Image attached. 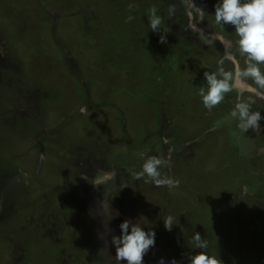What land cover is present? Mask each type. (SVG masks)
I'll return each instance as SVG.
<instances>
[{
	"label": "rangeland",
	"instance_id": "374dc122",
	"mask_svg": "<svg viewBox=\"0 0 264 264\" xmlns=\"http://www.w3.org/2000/svg\"><path fill=\"white\" fill-rule=\"evenodd\" d=\"M130 3L137 6L133 12L128 9ZM216 3L218 0H187L186 4L181 0H0V171L10 172L13 184L8 178L3 182L16 193L0 194V214L4 216L0 226L10 231L17 214L27 212L26 217L40 220L47 215L41 210H54L58 234L54 229L52 233L41 230L44 239L54 240L57 234L67 241L85 224L91 237L78 238V259H92L84 264H111L96 260L115 255V246L98 235L107 234L102 226L105 216L93 219L91 198H81L90 188L99 201L100 214L117 213L122 200L125 220L155 232V245L144 261L185 257V249L193 245L195 253L201 251L191 239L199 232L208 241L205 251L218 254L223 264H246L239 261L241 256L250 264H264V150H260L264 149V120L260 132H255L261 139L258 143L247 140L244 132L241 139L245 141H241L230 118H224L228 125L223 128L212 125L234 108L237 91L211 111L198 94V88L206 84L204 72L215 71L217 62L232 69L226 58L229 53L244 66V58L236 50L234 27L214 22ZM152 5L164 20V44L158 42L164 33L148 27ZM170 5L176 7L173 16H169ZM194 5L206 13L202 21H192L195 30L189 26ZM129 15L135 17L131 22L126 20ZM70 63L76 75L65 70ZM28 90L39 92V100L21 99L20 94L27 96ZM253 95L244 91L240 99L254 101L252 110L262 111L264 116V99ZM82 104L86 109L82 110ZM175 139L197 140L192 150L174 151L168 158L172 160L171 178L179 185L156 187L145 198V182L138 186L135 174L142 170L146 156L164 158L171 153L167 145ZM92 140L103 149L96 158L115 164L110 167L114 177L106 185L101 183V191L89 178L82 182L85 187L72 184L71 163L87 157L84 147ZM100 166L109 167L105 161ZM121 168L124 170L117 172ZM160 172L167 176L164 165ZM73 196L78 197L75 203L67 200ZM167 215L178 219L171 231L163 225ZM26 225L25 230L32 228L31 222ZM39 231H29L28 237ZM182 239L187 241L184 247L179 245ZM38 258L52 261L47 253Z\"/></svg>",
	"mask_w": 264,
	"mask_h": 264
},
{
	"label": "clouds",
	"instance_id": "9594fccd",
	"mask_svg": "<svg viewBox=\"0 0 264 264\" xmlns=\"http://www.w3.org/2000/svg\"><path fill=\"white\" fill-rule=\"evenodd\" d=\"M181 3L186 4L187 0H181ZM136 7L132 3L128 5L130 12H133ZM194 7L195 16L193 13H189V26L195 30L196 25L192 21L197 18L202 21L206 13L200 7L196 5ZM158 11L156 5H152L148 10V27L155 33L163 32L161 31V25L164 20L162 15L158 14ZM175 12V5H170L169 16H173ZM212 16L215 24L221 26L232 25L234 27L235 34L238 37L236 50L239 56L244 58V66L241 67L236 56L229 53L226 58L232 63V69L227 70L223 66V61H221L215 71H205L203 75L206 84L198 88V94L204 107L211 111L223 102L227 94L237 91L238 102L230 111V120L237 121L238 128L244 133L249 129L260 132V121L264 120V116H261L260 111L252 110L254 101L251 99L241 100L240 94L248 91L256 97L264 99V71L261 70V65H264V0H218V3L214 5ZM134 18L133 15H129L126 20L131 22ZM163 33L158 41L161 44L167 42V33ZM249 80L252 81L251 84L248 83ZM165 164L166 161L163 157L146 156L142 164V170L135 174V178L141 180L147 177L156 187H177L179 185L178 180L167 176L162 177L160 168ZM123 170V168L120 169V171ZM83 178L87 180L86 176ZM104 203L110 209L106 201L101 202L102 205ZM177 222V217L167 215L163 220V225L167 231H171L173 225ZM119 229L120 235L111 237V243L115 246V261H125L126 264H144V256L155 245V232L151 229L145 231L140 224L127 219L120 223ZM191 239L195 247L201 249V251L190 255L188 264H223L218 254H208L205 251L208 248V241L199 232H195ZM173 264H175V261H173Z\"/></svg>",
	"mask_w": 264,
	"mask_h": 264
},
{
	"label": "flooded vegetation",
	"instance_id": "af4514ba",
	"mask_svg": "<svg viewBox=\"0 0 264 264\" xmlns=\"http://www.w3.org/2000/svg\"><path fill=\"white\" fill-rule=\"evenodd\" d=\"M202 6H204V5L202 4ZM217 60H221V58H218ZM217 63L220 64L219 62H217ZM38 93L39 92L34 94L32 92H29V90H28L27 96L20 94V97L23 100L28 99V100L38 101L39 100ZM236 95H238L237 92H236ZM24 96H26L27 98H25ZM261 113H262V111H261ZM229 114L230 113H227V115H228L227 117L225 114H224V116L220 115L219 117H223V119L222 118L218 119L215 124L214 123L213 124L211 123V124L214 127L216 125H217L216 127H219L221 125L220 128L225 127V125H228L226 123L225 119H229ZM168 120H169V118L167 120L165 119L166 123L168 122ZM210 120L212 121L213 119L210 118ZM233 122L236 125L238 123L235 120H233ZM209 130H210V126L207 127L206 130H204V133H208ZM233 132H235V133L239 132L240 135L238 136V139H241V134H243V132L238 128V126L236 127L235 130H233ZM240 132H242V133H240ZM245 134H246V139L250 140L253 138L252 141L254 143H256V142L258 143V141L261 140L260 136L259 135L257 136L255 134V132L251 129H249L247 132H245ZM197 138H198V136H197ZM241 141H245V140L241 139ZM196 143H197V140L195 141L194 139H191V140L186 139L185 142H183V141L177 142V139H175V141H173L169 145H167L169 151L171 152V153H167L164 157V159L166 160V164L164 165V169H165V173H167L166 174L167 177H171V173H172L171 172L172 171V160H168V158H170L169 156L173 155L174 151H176V153H174V154H180L183 150H186V149L192 150V147ZM254 149H257L256 152L259 153V150L256 147V145L254 146ZM260 150H264V149H260ZM88 161L90 162L89 159L88 160L83 159V162H85L86 164H88ZM81 162L82 161H73V163H71V165L73 166V168L70 170L71 175L74 174L73 175L74 180H73L72 184L75 186H78V187H85V186H83L82 182L83 181L85 182V180H86L83 177H85V176L87 177L89 175V172H88L89 169H86V167L89 164L86 166V164L81 163ZM170 169H171V171H169ZM178 170H180V169H178ZM86 173L88 175H85ZM161 175L164 176V172H162ZM4 178H8L9 182L11 184H13L12 177H10V172L8 170H5V169L1 170L0 171V194L4 195V196H6L7 193L15 195L16 193H15V189L13 188V186L7 190V187L9 186V184L6 185V181L3 182ZM136 182L138 183V186L139 185L143 186V184L145 182V184L142 188L145 191V193H143L145 198H146L147 194L149 195V194L153 193L156 189V186L151 181L146 182L144 179H141V180H137ZM21 185H23V184H21ZM150 185H151V187H150ZM16 186L19 187L20 185H16ZM93 187L97 188V189L101 188L100 186H95V185ZM3 188H5V189L3 190ZM83 190L84 189H81L79 191H83ZM87 190H88V193L86 192V195H89L90 188H87ZM83 192H85V191H83ZM137 194H139V192ZM137 194H136V196H137ZM82 196H81V198H82ZM74 198H78V197H74ZM74 198H72V199L67 198V200L71 203H75ZM87 199L89 200L90 197L87 196ZM47 200L49 202L51 201L48 198H47ZM120 201H121V203L119 202L120 204L117 206V210H118L117 213L116 212L111 213V211H110V213L107 212L108 215L107 214L104 215V214L99 213L100 210L98 208L99 207V204H98L99 201L98 200L95 202L90 201L91 204L93 205V207L95 206V210L91 209V211L93 213V219H97L99 216L100 217L105 216V218H106V222L103 223L102 226H103V232H105V230H106L107 234L104 235V234L100 233L98 235L99 236L103 235L104 238H102V239H105L109 242L111 241V237L113 235H116V236L120 235L119 225H120V223H122L125 220L123 212L121 211L122 209H124V207L122 205V200H120ZM113 206H115V205H113ZM113 206H112V208H113ZM41 211L44 214L47 213V215L46 216H40L39 217L40 220L35 219L33 215L29 218L30 215L27 214V217H26L27 212H24L25 214H22V215L17 214L15 216V221L12 225L13 230L9 231V228H7L6 226H5L6 228H4V225L0 226V232L3 234V236H1V234H0V245H3V247H1L2 255L0 257V264H13L12 261H14L15 264H20V263H22V264H45L47 262H50V264H80V262H82L84 264L83 261H92L91 258L78 259V253L80 252L79 247H78L80 245V242H79L78 238L82 237L85 234H86V236L91 237L90 233L87 234L86 229L88 228V226H86L84 224L83 230L78 228V230H81V231H79L77 233L75 231L72 232L74 234V238L71 236V239L66 241V236L57 235L60 227H56L54 225L57 223L55 221V211L54 210L47 211L46 209H43ZM93 211H95V212H93ZM56 213L58 214V212H56ZM115 213L117 214V216ZM3 217L4 216L2 214H0V220L4 219ZM28 221L31 222L32 228L27 231V230H25V228L28 227V225H26V223ZM82 222L84 223V219H82ZM41 227H43V228H41ZM69 228H77V225L69 227ZM39 229H40L39 232H34L31 237H28V235L30 234L29 231H38ZM53 229L57 233L54 236V240L46 239V238L44 239L45 235L42 233L41 230H46V231L52 233ZM68 235L70 236L71 234L69 233ZM30 239H31L32 243L28 241ZM89 240H90V238H89ZM90 242H91V240H90ZM90 242L87 241L86 245L89 244ZM186 244H187V241L184 239H182V241L179 243V245L183 246V247ZM90 245H92V244H90ZM193 247H194V245L192 246V249H185L184 248L187 251L188 256H185V257L183 256L181 258H178V257H175L172 255L173 257L170 256V258H164V259L160 258V259L152 260V261H156L155 263H150V262L144 261V264H173V261H175V264H188V258L187 257H189V254L195 253L194 252L195 249ZM174 248H171V250L172 249L175 250ZM97 250L99 251L98 248H97ZM173 250H172V252H173ZM43 253H45V254L47 253V255L52 259V261L40 260L38 258V255L39 254L43 255ZM103 255H104V253H103ZM110 256L115 259V255H108L107 257H104L102 260L101 259H96V260L97 261H105V260L111 261V264H126L125 261H120V262L112 261ZM7 257H9V258H7Z\"/></svg>",
	"mask_w": 264,
	"mask_h": 264
},
{
	"label": "crops",
	"instance_id": "0c3cea01",
	"mask_svg": "<svg viewBox=\"0 0 264 264\" xmlns=\"http://www.w3.org/2000/svg\"><path fill=\"white\" fill-rule=\"evenodd\" d=\"M86 95L88 97V93H86ZM83 106L84 105L82 104V110L86 109ZM96 142H97L96 140H92L87 144V146L84 147L85 152H89V154L87 155V157L85 159L90 160V162L88 161L89 165L86 167V169H89L88 170L89 176H87V178H89L91 181H96L93 183V186L95 185V186L101 187L102 182L106 185L107 182L111 178L114 177L115 173L113 171H111L112 169L110 167H112V165L114 166L115 164L110 163L108 160H106L104 158H100V159L96 158V154L101 153V151L103 150V149H100L98 147V144H96ZM93 155H95V156H93ZM104 161L109 165V167L104 168V167L100 166V164L103 165ZM84 164H86V163L84 162ZM119 171H117V172H119ZM116 177H118L117 173H116ZM97 182H99V183H97ZM99 190L101 191L102 189H99ZM82 194H83L82 198H87V196H89L91 198V201H93V198L96 195L95 193H92L91 191H90L89 195H86V192H83ZM95 199L97 200V197H95Z\"/></svg>",
	"mask_w": 264,
	"mask_h": 264
},
{
	"label": "trees",
	"instance_id": "16d2710c",
	"mask_svg": "<svg viewBox=\"0 0 264 264\" xmlns=\"http://www.w3.org/2000/svg\"><path fill=\"white\" fill-rule=\"evenodd\" d=\"M71 64V63H70ZM72 65V64H71ZM70 67H74L73 65L72 66H64V68H65V70L67 71V72H69V74H73V75H76V72H75V69H70ZM251 94V93H250ZM253 97H255V98H258V97H256L255 95H253ZM60 137V136H59ZM82 153H83V151H82ZM246 255H247V253H246ZM248 256V255H247ZM234 259H238V258H234ZM246 259L247 258H244L243 256H241V257H239V261H245L246 262V264H250L249 262L250 261H246Z\"/></svg>",
	"mask_w": 264,
	"mask_h": 264
},
{
	"label": "water",
	"instance_id": "95a60500",
	"mask_svg": "<svg viewBox=\"0 0 264 264\" xmlns=\"http://www.w3.org/2000/svg\"><path fill=\"white\" fill-rule=\"evenodd\" d=\"M220 38V40H221V37L220 36H218V39ZM226 44V42L225 41H223V45H225Z\"/></svg>",
	"mask_w": 264,
	"mask_h": 264
}]
</instances>
